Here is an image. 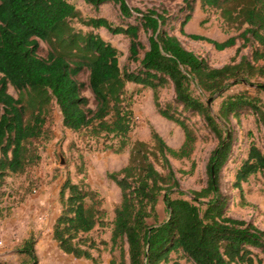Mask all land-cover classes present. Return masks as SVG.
<instances>
[{
    "label": "trees",
    "instance_id": "1",
    "mask_svg": "<svg viewBox=\"0 0 264 264\" xmlns=\"http://www.w3.org/2000/svg\"><path fill=\"white\" fill-rule=\"evenodd\" d=\"M75 1L0 0V188L7 178L28 176L40 165L45 145L54 138L58 107L64 128L103 139L105 151L121 154L131 146L127 165L108 174L121 190L110 239V252L118 255L110 264H255L256 260L263 264L264 230L230 216L227 196L221 191L220 172L231 152V137L223 136L218 118L193 94L192 86L209 95L239 83L264 91L253 81L264 78V0H178L183 5L182 35L213 44L218 51L241 41L236 56L220 68L184 47L171 32L172 22L181 16L171 18L163 5L143 11L131 8L129 0H82L94 9L118 6L126 24L115 25L105 17H84ZM197 4L204 12H218L222 23L239 34L223 42L188 35L184 28ZM74 22L88 30H78ZM102 28L129 40L128 61L138 64L136 70L120 67L118 48L96 32ZM249 47L251 56L238 61L242 49ZM129 83L151 89L159 114L182 129L185 139L178 149L154 128L149 142H130L134 113L126 99ZM168 85L175 98L162 107L159 94ZM246 111L264 129V104L249 92L227 97L219 117L229 122ZM186 114L201 116L219 140L207 165L206 186L188 194L171 163V159L190 160L195 151L198 139ZM263 172L264 152L253 144L237 171L234 188L243 192L242 184ZM160 198L167 212L163 221L157 212ZM60 203L53 228L59 249L101 264L93 251L99 245L109 247V242L98 244L90 237L107 225L101 195L83 181L75 184L68 179L61 187ZM5 214L0 208V217ZM21 253L27 256L21 264H37L34 240H27Z\"/></svg>",
    "mask_w": 264,
    "mask_h": 264
},
{
    "label": "rangeland",
    "instance_id": "2",
    "mask_svg": "<svg viewBox=\"0 0 264 264\" xmlns=\"http://www.w3.org/2000/svg\"><path fill=\"white\" fill-rule=\"evenodd\" d=\"M75 4L86 18L105 17L115 25L126 24L120 15L119 7L114 4H106L99 9H94L82 0H76ZM129 5L131 8H139L143 11L152 7L160 8L163 5L170 14H173L171 18L181 16L179 10L183 6L178 0H129ZM183 18L181 16L179 20L172 22L171 32L177 35L186 49L205 58L214 68L229 64L236 56L241 41L234 48L218 51L213 44L194 41L182 35L180 28ZM74 25L78 30H88L76 22ZM184 30L188 35L195 34L218 42L239 34L222 23L218 12L215 10L204 12L199 4L196 5L192 20L185 25ZM96 32L118 48L121 53L119 63L122 69L130 71L137 69L138 64L128 61L129 40L126 37L112 35L106 29H99ZM142 39L147 45V36L143 35ZM251 51L250 47L242 49L237 60L240 61L241 56L250 57ZM253 81L264 86V78ZM9 92L16 96L13 88L10 87ZM192 92L196 97L201 98L218 118L223 136L227 139L231 137L232 140L228 161L220 172V187L227 196L228 214L236 219L253 222L264 230V172L250 177L243 183V192L234 188L237 171L247 159L251 145H256L264 152V129L257 123L256 116L249 111L240 114L237 118L231 117L229 122L219 117L221 105L227 97L249 92L258 96L264 104V91H257L256 87L239 83L231 86L228 91L214 95L201 93L197 85L193 84ZM85 95L91 98L93 104L90 92H85ZM159 97L162 107L173 103L175 98L173 87L168 85L162 89ZM126 99L134 113V130L130 134V142L136 140L149 142L151 128H154L170 147L178 149L181 144L179 126L159 114L151 89L129 83ZM210 99L212 102L208 105ZM186 115L188 124L197 135L195 151L190 160L171 159V163L177 173L181 189L188 194L191 191H200L206 186L207 165L211 154L219 145V140L201 116ZM54 116L52 127L54 138L45 145L40 165L28 176L7 178V183L0 188V208L6 211L5 216L0 217V235L5 241V247L0 249V264H21L25 261L27 256L21 253V250L30 238L34 240L37 264H94L91 260L76 259L65 254L53 238L54 224L61 214L60 190L68 179L75 184L85 182L104 200L107 225L104 228H97L90 237L98 244L101 241L109 242V247L99 245V249L93 251V254L95 257H100L101 264H110L112 257L118 255V252L115 254L110 252V239L114 210L121 201V190L108 179V174L119 171L127 165L131 146L121 154L105 151L103 139L96 140L64 128L58 107L55 108ZM62 158L64 164L61 163ZM157 212L159 221L167 218L166 206L162 198L159 199ZM177 257L175 255L174 259ZM261 258L264 261V255H261ZM255 264H259L257 260Z\"/></svg>",
    "mask_w": 264,
    "mask_h": 264
},
{
    "label": "crops",
    "instance_id": "3",
    "mask_svg": "<svg viewBox=\"0 0 264 264\" xmlns=\"http://www.w3.org/2000/svg\"><path fill=\"white\" fill-rule=\"evenodd\" d=\"M192 20V19H191ZM190 20V21H191ZM103 29V28H102ZM178 127V126H177ZM178 129H180V131L181 132H179V136H180V133H181V136H180V138H181V144L177 147V148H179L182 144H183V142H184V139H185V136H184V132L182 131V129L180 128V127H178ZM59 212H60V210H59ZM34 250H35V248H34ZM35 253H36V250H35Z\"/></svg>",
    "mask_w": 264,
    "mask_h": 264
},
{
    "label": "built area",
    "instance_id": "4",
    "mask_svg": "<svg viewBox=\"0 0 264 264\" xmlns=\"http://www.w3.org/2000/svg\"><path fill=\"white\" fill-rule=\"evenodd\" d=\"M4 247H5V241H4V239L0 235V249H2Z\"/></svg>",
    "mask_w": 264,
    "mask_h": 264
},
{
    "label": "water",
    "instance_id": "5",
    "mask_svg": "<svg viewBox=\"0 0 264 264\" xmlns=\"http://www.w3.org/2000/svg\"><path fill=\"white\" fill-rule=\"evenodd\" d=\"M263 88H264V86H263ZM211 102H212V99H210V100L208 101V105H210V104H211ZM61 163H62V164H64V160H63V158H62V161H61Z\"/></svg>",
    "mask_w": 264,
    "mask_h": 264
}]
</instances>
